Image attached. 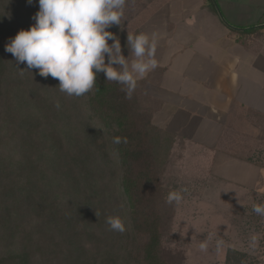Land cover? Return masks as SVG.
I'll return each instance as SVG.
<instances>
[{
  "label": "trees",
  "instance_id": "trees-1",
  "mask_svg": "<svg viewBox=\"0 0 264 264\" xmlns=\"http://www.w3.org/2000/svg\"><path fill=\"white\" fill-rule=\"evenodd\" d=\"M37 11L0 0V264H183L162 248L173 211L160 178L176 136L152 124L159 106L145 87L160 71L131 99L103 73L68 96L5 51ZM107 30L131 60L128 34ZM116 215L122 233L106 223Z\"/></svg>",
  "mask_w": 264,
  "mask_h": 264
},
{
  "label": "crops",
  "instance_id": "crops-1",
  "mask_svg": "<svg viewBox=\"0 0 264 264\" xmlns=\"http://www.w3.org/2000/svg\"><path fill=\"white\" fill-rule=\"evenodd\" d=\"M143 2L134 31L161 34L145 90L153 124L176 136L171 156L188 148L202 191L233 208L264 196V0Z\"/></svg>",
  "mask_w": 264,
  "mask_h": 264
},
{
  "label": "clouds",
  "instance_id": "clouds-1",
  "mask_svg": "<svg viewBox=\"0 0 264 264\" xmlns=\"http://www.w3.org/2000/svg\"><path fill=\"white\" fill-rule=\"evenodd\" d=\"M26 3L38 5V11L31 17L34 23L9 38L5 51L12 54L17 64L36 69L41 77L57 79L59 90L68 96L80 97L90 92L97 74L103 73L107 81L122 85L126 98L131 99L138 80L158 66L155 56L160 33L153 32L151 36L144 32L128 33L130 60L122 55L119 39L107 30L121 24L129 0H26ZM113 142L120 143L121 138L115 137ZM186 192V188L170 191L167 203H181ZM252 211L264 217V204H253ZM106 223L110 230L125 231L119 215L108 217ZM210 241L211 237L201 241L199 249L207 251ZM216 243L220 246L223 241Z\"/></svg>",
  "mask_w": 264,
  "mask_h": 264
},
{
  "label": "rangeland",
  "instance_id": "rangeland-1",
  "mask_svg": "<svg viewBox=\"0 0 264 264\" xmlns=\"http://www.w3.org/2000/svg\"><path fill=\"white\" fill-rule=\"evenodd\" d=\"M143 3V0H129L121 24L111 29L136 33L134 16ZM145 94L151 97L146 90ZM153 99L160 108V103ZM184 150L178 145L160 178L165 198L172 190L187 189L181 203H172L173 218L162 236L163 251L181 255L183 264H264V217L252 211L253 204H264V196L248 202L242 199L240 209L233 208L236 201L230 193L220 194L216 200L215 193L202 191L198 165L190 160L195 155L187 158L189 155L186 157ZM185 151L189 153L188 148ZM208 237H211L208 249L202 252L198 245ZM217 240L223 243L217 246Z\"/></svg>",
  "mask_w": 264,
  "mask_h": 264
}]
</instances>
